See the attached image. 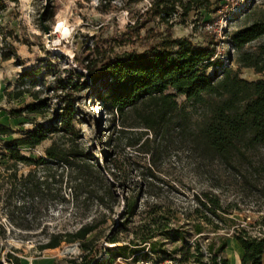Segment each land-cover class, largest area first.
I'll use <instances>...</instances> for the list:
<instances>
[{"label": "rangeland", "instance_id": "obj_1", "mask_svg": "<svg viewBox=\"0 0 264 264\" xmlns=\"http://www.w3.org/2000/svg\"><path fill=\"white\" fill-rule=\"evenodd\" d=\"M151 1L0 0V124L16 130L14 135L3 137V140L18 137L33 128L36 122L51 118L66 92L60 86L69 76L73 81L77 79L73 70L96 47L106 55L143 52L159 38L169 35L189 38L197 45L214 42L216 56L228 68L248 80L264 78V72L237 62L238 51L230 43L232 32L264 17V0H211L212 11L193 8L184 15L179 9L170 21L155 18L142 28V22L146 20L144 13ZM262 42L264 36L246 47L255 50ZM2 52L9 53L10 58L3 59ZM30 70H36L38 75L33 77L34 83L26 79L25 87L32 86V91H39L40 98H48L49 106L44 113L12 118L9 115L11 108L24 106L34 99L30 92L19 98L13 97L14 91L22 88L17 83L19 75ZM209 73L212 74V69ZM84 79L81 77L80 80ZM95 94V89L87 85L77 91L79 99L74 127L79 138L75 143L92 152L94 162L107 167L105 176L115 185V197L106 199L102 205L97 201L77 205L72 199V185H66L68 169L56 163L38 167L39 176L65 169L62 191L59 192V185H55L51 195L43 199L25 193V198H21L22 195L15 197L9 207L0 197L2 258L7 260L8 253L20 256L21 260L50 253L54 254L58 264H69L71 258L83 253L77 243L65 242L60 247L43 251L38 246L46 242L51 233L75 230L81 223L91 220L98 224V250L94 255L107 254L109 247L133 238L134 226L139 220L149 219L148 214L155 205L171 216L172 226L187 222L197 206L195 194L206 191L221 198L230 212L225 215L227 220H236L239 226L264 234V146L236 154L233 165L225 164L219 158L204 157L190 136L201 123L206 107L186 104L183 95L178 96V101L186 104L190 128L183 130L175 124L165 136L149 133L151 141L145 145V128L139 125L135 113L128 109L123 116H114ZM54 141L69 144L71 139L54 134L35 148L21 146V150L38 158L45 155V148ZM6 163L7 160H2L0 168ZM19 167L20 173L34 168ZM126 196L137 200L138 215L125 229L120 224L125 222ZM15 204L19 207L14 208ZM8 208L14 220L7 216ZM178 217L180 219L176 220ZM213 220L223 226L219 234H232V227L226 228L218 218L213 217ZM205 231L206 236L201 238L204 245L217 237L210 227ZM115 235L119 243L106 240ZM195 236L191 231V241ZM180 245L181 242L167 241L169 250ZM175 255L180 256V252Z\"/></svg>", "mask_w": 264, "mask_h": 264}, {"label": "trees", "instance_id": "obj_2", "mask_svg": "<svg viewBox=\"0 0 264 264\" xmlns=\"http://www.w3.org/2000/svg\"><path fill=\"white\" fill-rule=\"evenodd\" d=\"M212 3L211 0H152L144 13L146 20H143L142 28L155 18L170 21L179 9L184 15L193 8L212 11ZM263 36L264 17L232 32L230 43L238 51L237 62L241 66L264 72V42L258 44L255 50L246 47ZM213 43L197 45L189 38L169 35L159 38L143 52L125 51L106 55L97 47L88 52L79 61L78 68L73 70L77 79L73 81L69 76L60 86L66 92L51 118L36 122L33 128L8 141H4L3 137L14 135L16 130L0 124V162L7 160L4 168H0V188H3L0 197L6 206L9 207L19 195L25 198V193L40 199L47 198L55 185H59L61 192L65 169H68L66 185H72L71 195L77 205L87 201H97L102 205L106 199L115 197V185L109 183L105 176L107 167L94 162L93 153L75 143L79 138L74 127L75 107L79 99L77 91L82 85L95 89L102 106L114 116H123L131 109L139 125L145 128V145L151 141L149 133H154L156 137L165 136L175 124L182 126L183 130L189 129L190 117L185 106L190 102L206 107L201 123L190 136L204 157L219 158L225 164L233 165L236 154L264 146V78L248 80L241 77L216 56ZM2 57L7 60L10 54L2 52ZM35 75H38L36 70L19 75L17 83L22 88L14 91L13 97L19 98L30 92L34 99L24 106L11 108L9 115L12 118L44 113L48 108V98H40L39 91H32V86L24 85L26 79L34 83ZM81 77L85 79L81 81ZM179 95L185 96L186 104L179 103ZM54 134L69 138L71 142L61 144L54 141L45 148V155L38 158L22 152L21 146L35 148ZM49 163H56L65 169L44 172L39 176L37 168ZM20 165L34 168L20 173ZM113 174L119 177L116 172ZM194 198L197 206L187 222L172 226L171 216L161 206L155 205L148 214L149 219L139 220L134 226L133 238L127 243L109 247L107 254L94 255L98 250L96 220L83 222L75 230L51 233L38 248L43 251L60 247L65 242L77 243L83 253L71 258L69 264H113L118 257L148 258L152 254L161 261L175 259L185 264H228L224 250L229 237H234L244 251L241 264H262L264 234L253 233L239 226L236 220H227L225 215L230 212L217 194L206 191L195 194ZM125 199V222L120 227L126 229L127 224L138 215V204L131 197L126 196ZM17 207L15 204L14 208ZM6 214L14 220L9 208ZM213 217L220 219L226 228L232 227V234H219L223 226ZM207 227L217 237L204 245L201 238L206 236ZM191 231L196 235L193 241L189 237ZM106 240L120 242L117 235ZM167 241L181 242V245L169 250ZM3 249L0 247V264H3ZM176 252H180V256L175 255ZM7 261L8 264H21L20 256L14 253L7 254Z\"/></svg>", "mask_w": 264, "mask_h": 264}, {"label": "crops", "instance_id": "obj_3", "mask_svg": "<svg viewBox=\"0 0 264 264\" xmlns=\"http://www.w3.org/2000/svg\"><path fill=\"white\" fill-rule=\"evenodd\" d=\"M227 248L224 250V254L228 258V264H241V258L243 256V249L238 241L234 237L228 239ZM53 250V249H51ZM58 264V261L54 254H43L37 257H24L21 260V264ZM113 264H130L128 262L117 260ZM262 264H264V254L262 259Z\"/></svg>", "mask_w": 264, "mask_h": 264}, {"label": "built area", "instance_id": "obj_4", "mask_svg": "<svg viewBox=\"0 0 264 264\" xmlns=\"http://www.w3.org/2000/svg\"><path fill=\"white\" fill-rule=\"evenodd\" d=\"M208 27H211V25H208ZM259 234H261V233H259ZM205 253H207V252L205 251ZM118 260H122V261L128 262L130 264H179L178 261L175 259H166L163 261L158 260L156 258V256L153 254L148 258H135V256H131L129 258L118 257ZM1 262L3 264H8V261L5 260V258H2Z\"/></svg>", "mask_w": 264, "mask_h": 264}, {"label": "water", "instance_id": "obj_5", "mask_svg": "<svg viewBox=\"0 0 264 264\" xmlns=\"http://www.w3.org/2000/svg\"><path fill=\"white\" fill-rule=\"evenodd\" d=\"M48 31V29H46Z\"/></svg>", "mask_w": 264, "mask_h": 264}]
</instances>
